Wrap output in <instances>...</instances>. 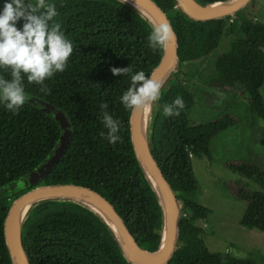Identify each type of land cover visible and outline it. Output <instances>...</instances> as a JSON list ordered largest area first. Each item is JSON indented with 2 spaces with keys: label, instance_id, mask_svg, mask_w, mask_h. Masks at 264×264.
<instances>
[{
  "label": "trees",
  "instance_id": "16d2710c",
  "mask_svg": "<svg viewBox=\"0 0 264 264\" xmlns=\"http://www.w3.org/2000/svg\"><path fill=\"white\" fill-rule=\"evenodd\" d=\"M169 17L178 37L179 63L163 83L160 98L152 105L147 128L150 150L181 208L177 248L167 264H262L209 250L204 226L209 208L195 200L198 183L191 158L210 156V143L234 124L225 115L214 121L189 125L194 97L182 91L193 71L218 48L224 35L238 28L243 34L225 52L237 68L250 105L264 119V21L252 12L257 0L232 15L209 20L191 17L178 0H155ZM202 5L227 0H197ZM35 3V0H26ZM55 4L62 31L73 44L66 70L45 80L50 92L29 84L28 97L18 113L0 103V264H15L8 246L5 218L11 200L32 187L76 183L91 187L109 199L140 245L157 251L162 244L165 212L160 195L141 165L131 138L130 117L120 97L130 86L131 75L151 74L164 49L149 47L153 23L125 0H46ZM5 0H0L2 10ZM16 26L22 28L23 20ZM130 67L126 76H114L112 67ZM231 68V67H230ZM0 76L10 73L0 69ZM181 97L179 116L166 117L163 106ZM40 98L64 110L73 130L69 148L58 165L40 182L5 196L4 189L35 169L56 147L62 132L53 114L31 102ZM121 122L115 145L99 135L106 132L100 104ZM229 167L264 184V172L254 163L229 162ZM248 205L242 225L264 232V191L242 192ZM22 243L30 264H135L131 262L109 223L89 206L72 198L36 201L22 223Z\"/></svg>",
  "mask_w": 264,
  "mask_h": 264
},
{
  "label": "rangeland",
  "instance_id": "374dc122",
  "mask_svg": "<svg viewBox=\"0 0 264 264\" xmlns=\"http://www.w3.org/2000/svg\"><path fill=\"white\" fill-rule=\"evenodd\" d=\"M252 12L264 21V0H257ZM242 38L238 28L224 35L218 48L187 78L182 91L194 97L189 125L225 115L234 118L230 128L212 139L210 156L191 158L199 187L194 198L210 210L203 224L205 244L211 251L264 264V232L242 225L248 200L240 195L264 191V184L229 167V162H247L264 172V119L252 109L240 73L225 57L231 42ZM261 95L264 97V85Z\"/></svg>",
  "mask_w": 264,
  "mask_h": 264
},
{
  "label": "water",
  "instance_id": "95a60500",
  "mask_svg": "<svg viewBox=\"0 0 264 264\" xmlns=\"http://www.w3.org/2000/svg\"><path fill=\"white\" fill-rule=\"evenodd\" d=\"M136 6L144 15L143 10L149 12L157 23L168 22L175 33V39L164 48L161 60L151 72L156 78L163 82L170 72L177 67L178 58V37L176 31L167 16L166 12L155 0H125ZM181 7L193 18L197 20H209L232 15L236 11L245 7L252 0H227L214 4L202 5L197 0H178ZM144 8V9H143ZM146 16V15H145ZM153 24L150 17L146 16ZM34 105L47 113L53 114L62 132L58 143L52 153L41 162L35 169L31 170L27 176L17 180L12 188L4 191L5 196H10L22 189L29 188L40 182L47 176L60 162L70 146L73 130L72 124L63 109L56 107L47 100H30ZM142 112L132 111L130 117L131 138L136 155L143 166L145 172L157 189L165 212V227L162 237V244L159 250L150 251L140 245L134 234L129 229L122 215L115 208L113 203L102 193L91 187L76 183L39 185L30 188L17 196L11 203L6 218L5 232L9 249L15 264H30L22 243V223L31 206L38 200L46 198H72L81 196L96 202L109 217L108 220L101 215L112 227L118 236L127 258L135 264H167L177 248L178 221L181 217V208L175 191L156 162L147 141V129L142 132L140 117ZM150 114V113H149ZM149 119V118H148ZM148 128V127H147ZM20 183V184H19ZM163 197V198H162ZM164 199V200H163ZM77 201V200H75ZM79 202V201H78ZM82 203V202H81ZM85 204V203H83ZM86 205V204H85ZM88 206V205H87ZM113 225H112V223Z\"/></svg>",
  "mask_w": 264,
  "mask_h": 264
},
{
  "label": "clouds",
  "instance_id": "9594fccd",
  "mask_svg": "<svg viewBox=\"0 0 264 264\" xmlns=\"http://www.w3.org/2000/svg\"><path fill=\"white\" fill-rule=\"evenodd\" d=\"M58 12L55 4L46 0H5L0 10V69L10 73V79L0 76V103L13 114L28 99L24 89V77L29 84L40 85L41 92H50L44 83L57 72L66 70L68 60L73 53V44L62 31L61 22L55 18ZM23 20L22 28L16 26ZM175 39L171 25L162 21L152 25L148 36L149 47L153 50L166 48ZM130 67H112L114 76H126ZM163 81L154 74L146 76L144 71L131 75L130 86L120 97L125 109L135 112L151 110L160 98ZM107 103L100 104L101 121L106 132L99 133L102 139L115 145L120 141L121 122L107 111ZM185 108L181 97L172 104L163 106L166 117L179 116Z\"/></svg>",
  "mask_w": 264,
  "mask_h": 264
},
{
  "label": "bare ground",
  "instance_id": "6f19581e",
  "mask_svg": "<svg viewBox=\"0 0 264 264\" xmlns=\"http://www.w3.org/2000/svg\"><path fill=\"white\" fill-rule=\"evenodd\" d=\"M143 12L145 13L146 16L150 17L151 20L155 24L157 23V21L154 19V17L149 12H147L145 9L143 10ZM149 113H150L149 110L142 111V114H141V117H140V126H141V129H142V132H144V133H145V130L147 129V127H148ZM74 198H75V200H77L79 202H82V203H85L86 205L92 207L97 212H99L102 215H104L108 220H110L109 217L107 216V214L105 213V211L96 202H94L93 200H91L89 198H86V197H81V196H77V197H74ZM112 225H113V223H112Z\"/></svg>",
  "mask_w": 264,
  "mask_h": 264
}]
</instances>
